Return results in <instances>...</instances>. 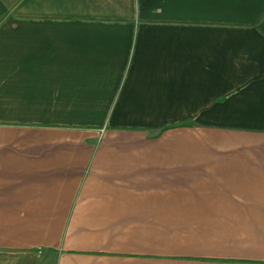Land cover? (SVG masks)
<instances>
[{"label":"crops","instance_id":"0c3cea01","mask_svg":"<svg viewBox=\"0 0 264 264\" xmlns=\"http://www.w3.org/2000/svg\"><path fill=\"white\" fill-rule=\"evenodd\" d=\"M0 264H264V0H0Z\"/></svg>","mask_w":264,"mask_h":264}]
</instances>
